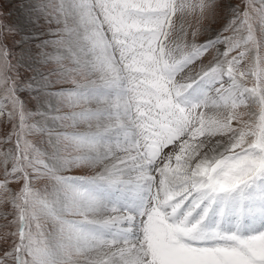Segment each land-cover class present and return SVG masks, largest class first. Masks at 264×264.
Listing matches in <instances>:
<instances>
[{"label": "snow or ice", "instance_id": "obj_1", "mask_svg": "<svg viewBox=\"0 0 264 264\" xmlns=\"http://www.w3.org/2000/svg\"><path fill=\"white\" fill-rule=\"evenodd\" d=\"M18 11L0 4V264H264V0Z\"/></svg>", "mask_w": 264, "mask_h": 264}, {"label": "rangeland", "instance_id": "obj_2", "mask_svg": "<svg viewBox=\"0 0 264 264\" xmlns=\"http://www.w3.org/2000/svg\"><path fill=\"white\" fill-rule=\"evenodd\" d=\"M0 4L3 5L4 8L9 9L12 13V19L15 20L17 19V17L19 16V0H0ZM30 107H34V101L32 104L29 105ZM65 111H69L70 109H64ZM79 131H86L87 130V125L86 124H82L80 126V128L78 129ZM31 139L34 142H38L40 140V135L36 134L35 136L31 137ZM87 170L86 169H70L68 171L67 174H86ZM47 183V181L41 180L37 183L34 184V187L40 189L43 188L45 186V184ZM5 211L4 208L2 206H0V212ZM4 221L2 218H0V224H3ZM45 227L48 230H51V221H46L45 222Z\"/></svg>", "mask_w": 264, "mask_h": 264}]
</instances>
